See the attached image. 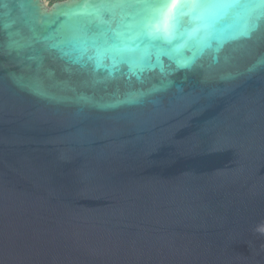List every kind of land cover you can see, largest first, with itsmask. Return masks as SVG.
Segmentation results:
<instances>
[{
	"label": "water",
	"instance_id": "95a60500",
	"mask_svg": "<svg viewBox=\"0 0 264 264\" xmlns=\"http://www.w3.org/2000/svg\"><path fill=\"white\" fill-rule=\"evenodd\" d=\"M0 0V264H264V4Z\"/></svg>",
	"mask_w": 264,
	"mask_h": 264
},
{
	"label": "snow or ice",
	"instance_id": "6c2138e0",
	"mask_svg": "<svg viewBox=\"0 0 264 264\" xmlns=\"http://www.w3.org/2000/svg\"><path fill=\"white\" fill-rule=\"evenodd\" d=\"M259 2H260L261 4H264V0H259ZM196 6H200V7H204V6L220 7V6H222V5L215 4V3L209 5V4H207V3H204L203 0H198V3H197Z\"/></svg>",
	"mask_w": 264,
	"mask_h": 264
},
{
	"label": "rangeland",
	"instance_id": "374dc122",
	"mask_svg": "<svg viewBox=\"0 0 264 264\" xmlns=\"http://www.w3.org/2000/svg\"><path fill=\"white\" fill-rule=\"evenodd\" d=\"M43 1L45 2L47 7H51L54 2L59 0H43Z\"/></svg>",
	"mask_w": 264,
	"mask_h": 264
}]
</instances>
